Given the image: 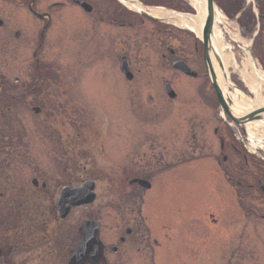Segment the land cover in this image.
<instances>
[{"label":"flooded vegetation","instance_id":"flooded-vegetation-1","mask_svg":"<svg viewBox=\"0 0 264 264\" xmlns=\"http://www.w3.org/2000/svg\"><path fill=\"white\" fill-rule=\"evenodd\" d=\"M1 1L15 7L13 14L14 11L15 14L23 12L32 19L22 24L15 20L18 28L6 25L0 13L1 36L8 43L25 46L23 51L12 50L9 53L11 59L22 63L26 75L24 82L12 84L0 77V264H69L78 247L79 228L85 221L95 224L99 243L95 251H91L93 244L86 246L90 252L82 264H159V256L161 260L167 258V264L171 261L183 264L178 253H174L173 243L160 242L159 235H163V230L158 233V217L150 214L147 206L141 204L140 196L122 197L117 214L110 213L109 206H97L95 191L90 204L71 208L64 218L57 206L62 189L59 187L76 188L85 181H92L96 188L99 180L116 184L125 180L127 168L142 172L132 180L148 182L157 170H161L155 154L157 132H149L148 135L136 129L131 135L126 134L131 133L129 131L124 132L127 119L138 122L155 119L152 109L146 114L141 109L133 110L134 106L144 105L142 99L130 96L128 103L132 111L124 107L127 85L131 86V90L134 86L143 90L145 84L144 89L150 93L142 102L150 107L156 103L154 98L150 100L151 91H156V87H151L147 81L152 79L151 70L142 72L137 61L140 56L131 59L126 53L124 33L126 29H137L139 23H149L147 35L156 38L154 44L161 49L155 52L154 57L149 56L148 59L154 60L152 65L160 64L179 82L178 86H174L171 79L163 78L160 83L166 104L172 103L177 109L174 115L171 108L170 117L181 118L180 123L194 128L191 138L193 142L200 138L196 144L204 150L205 136L198 135L195 128L198 127L201 132L204 114L206 111L210 114L215 123L214 136H219V149L224 148L217 164L220 167L224 164L229 182H234L231 185L233 198L236 202L242 200L249 204L251 209L247 213L251 217L255 211H261L264 204V161L260 156L247 153L244 143L238 139L242 133L236 124H231L229 117H225L226 121L220 119L219 103L207 78L206 48L196 35L167 22H151L128 13L114 0L111 5L105 4L101 13L96 12L98 9L94 10L86 0ZM212 1L227 19L249 29L258 27L259 32L262 30V41L254 43L251 49L264 72V0ZM81 2L88 3L91 9L81 7ZM144 2L152 4L150 0ZM191 7L194 8L185 2V12L180 11L188 15L187 20H193ZM77 11L90 16L89 23L71 19ZM235 11L239 12L234 16ZM57 16L62 17L59 24ZM78 29H83L86 34L82 32L81 37H77ZM97 29L101 40L112 37V41H117L118 49L116 51L115 47L112 57L103 51L100 54L97 47L99 44L100 48V43L94 41L93 35ZM66 40H69L68 43ZM89 42L91 47L96 45L97 57L93 60L95 53L92 48L89 72H85L84 59L89 57L86 56ZM74 58L82 59V63L79 65L80 61H74ZM176 63L186 66L194 75L182 74L174 68ZM109 73H117L119 78V82L112 86V96L114 101L118 96L123 98L124 104L118 107V124H122L124 131L118 130L108 140L107 137L90 139L87 126L78 120L76 105L78 101H86L88 96L91 99V83L96 81L98 87L99 80L105 79ZM82 80L88 81L87 87H84L86 93H83L84 89H78L85 85ZM185 80L194 83L185 85ZM167 85L173 91L170 94L172 97L166 91ZM184 108L185 116L181 117L179 112ZM110 139L117 148L107 146ZM251 142L257 144L255 140ZM163 164L168 165L169 162ZM80 167L83 171L89 170L91 178L79 175ZM79 209H84L86 216L81 221L72 220L71 216ZM110 214H115L112 222L119 227L112 238L105 232ZM258 217L264 220V212L261 211ZM164 232L167 233V230Z\"/></svg>","mask_w":264,"mask_h":264},{"label":"rangeland","instance_id":"rangeland-1","mask_svg":"<svg viewBox=\"0 0 264 264\" xmlns=\"http://www.w3.org/2000/svg\"><path fill=\"white\" fill-rule=\"evenodd\" d=\"M1 2L0 0L1 19L6 25L19 28V26L14 23L15 20L17 23L22 24L32 19V17L27 16L23 12H17L15 14L14 11V16L12 10L15 9V7ZM86 2H88L94 10L98 9L96 12L101 13L103 11L101 9H103L104 5H111L112 1L86 0ZM57 17H59V24L62 17ZM90 18V16L81 11H77V13L71 16V19H80L81 23L83 20L89 23L88 20H91ZM216 26L223 39L221 42L226 47H231L230 51L235 56L236 65L242 67L244 61L251 58L239 45L230 42L233 38L231 34H238L245 44L250 43L253 36H256L254 43L257 44L262 41V30H260V32L254 30L251 33H247L239 28L233 20H228V23H221V21H219ZM100 27L101 26H99V28ZM148 27L149 23L147 22L139 23L137 29H126L127 31L124 34L127 56L131 59L140 56V59L137 61L140 62L138 66L141 68V71L151 70L152 79L150 78L147 81L151 84V87H154L152 85L156 87V91H151L150 94L152 95L150 100L154 98L156 103L150 107L142 102L150 93V91L147 92L144 89L146 85L143 83V90L135 86L134 90H131V86L127 85L126 100H124L125 104L122 100L123 98H119V96L114 101L112 86L119 82V78L117 73H109L105 79L102 78L99 80L100 83L98 87L96 81H93V84L91 83L92 98L90 99L88 96L86 101H78L75 110L78 120L81 124L87 126L90 139L92 137L93 139L97 137L99 140V138L104 137V139H106L107 137L108 140L109 137L114 136L118 130L120 132L123 130L122 124H118V116H120L118 107L121 108L120 105L124 104V107H127V110L130 112V110L132 111L131 105L128 103L130 96H133L135 99H142L141 103L144 105L140 107L134 106L133 110L138 111L141 109L144 111L143 114H146V112L152 109L153 112L151 114L155 115V119L149 118L147 120L149 122H138L127 119L125 122L127 126H125V131H123L131 132H126V134L130 135L136 132V130L147 135L149 132H157L158 144L155 147V154H157L158 166L161 167V170L158 167L159 170H157L156 173L155 170L153 171L155 175L147 182L151 186L148 191L137 186H129L128 183L132 180L131 178L137 177L142 173L131 168L125 170V180L119 183L111 184L109 183L110 181L99 180L95 188V193L98 198L97 206L104 204L110 207V213L116 212L117 214V207L120 204L118 202L122 200V197H127L129 195L134 197L140 196L141 204L147 206L146 208L150 214L152 213V215L158 217V233L163 230V235H159L160 242L173 243L174 253H178L181 261L183 260V264H264V220L258 217L261 211L264 212V204L260 208L261 211H255V213H252L253 217H251L250 213H247V211L251 209L249 204L241 202L242 200L236 202L233 198L231 185H234V182H229L228 176L226 175L227 172L224 171V164L221 167L217 164V161L221 160L220 154L224 151V148L223 150L219 149V136H214L215 123L207 111L203 117L204 123L206 124L201 123V132L198 131V127L195 128L198 135L201 134L205 136L206 141L203 144L205 146L204 150L196 144L200 138L197 137L196 142H193L191 138L194 128H189L186 124L180 123L182 120L181 118L178 120L177 118L172 119L170 117L171 108L174 110V115H176L177 109L176 106L173 107L174 104L172 103L166 104V100L164 99L165 95L162 93L163 91L162 87H160V83L164 79H171V83L174 84V86H178L176 84L179 82L160 64L154 67L152 65L154 64L153 58L148 59L149 56L154 57L155 52L161 50L158 45L154 44V39L156 38L153 39V37L147 35L149 32H147L146 28ZM82 28L84 27L82 26ZM82 32L86 34V31H83V29L81 31L78 29L77 37H81V34H83ZM254 33H256V35H253ZM97 34H99L98 29L93 35L94 41L98 40L100 43V48L99 44L97 46L100 54L105 52L112 57L115 47L116 51L118 49L117 41H112V37L102 38L104 40H101ZM1 35L2 32L0 31V77H4L10 84L24 82L26 75L22 70V63L18 62L19 60L17 59H11L9 52L12 50L23 51V49L25 50V46L21 47L18 44L8 43ZM157 35L158 37L161 36L159 34ZM84 40L87 41L88 38H84ZM66 41L68 43L69 40ZM157 42H159L158 39ZM72 44H74V42ZM91 45V42H89L86 56L90 55L93 48V52L95 53V55L93 53V60H95V57H97L95 50L97 48L96 45H94V47H91ZM241 46L248 48L249 45L243 46V44H241ZM82 49L85 50V47ZM73 51L74 49L72 48V52ZM224 51L228 52L226 49ZM91 58L89 56L84 59L85 72H89V62ZM75 60L80 61L79 65L82 63V59L74 58V61ZM109 61L112 62V58H109ZM108 68L109 66L107 70ZM103 69L105 68L103 67ZM87 80H82L85 85L82 87L79 86V90L87 87ZM231 80L234 84L239 85L245 90L237 74L232 75ZM68 82L72 81L69 80ZM184 83L187 85L194 82L185 80ZM83 93H86L85 89ZM139 96H141V98ZM208 96L209 95H207V97ZM208 101H210V99H208ZM183 106L185 107V103ZM214 109H216V106H214ZM182 115L185 116V108L179 112V116L182 117ZM259 134L260 132H258V135ZM111 140L112 139L109 140L107 146L110 149L117 148V145L114 144L113 141L111 142ZM147 154H149V151H147ZM147 157L149 156L147 155ZM163 162H169V164H163ZM82 167L78 170L79 175L83 177L89 176L91 178V172L89 170H81ZM112 173L113 172H111V175ZM60 188L62 187L58 189ZM254 205L260 206L261 203H254ZM114 215L110 214L109 225L107 226L108 229L105 230L106 235L111 238L113 237L112 234L118 233L119 229V227L112 222V216ZM255 215H257V217ZM84 216H86V211H84V209H79L76 210L71 217L72 220L78 219L81 221ZM164 230H167V233L164 232ZM122 232L125 233V230ZM166 234L167 236H165ZM158 263L167 264L168 259L164 258L161 260L159 256ZM171 264L177 263L171 261Z\"/></svg>","mask_w":264,"mask_h":264},{"label":"water","instance_id":"water-1","mask_svg":"<svg viewBox=\"0 0 264 264\" xmlns=\"http://www.w3.org/2000/svg\"><path fill=\"white\" fill-rule=\"evenodd\" d=\"M117 1H119V3L121 4H124L122 0H117ZM214 11L215 10H214L213 1L205 0V20L201 25L202 28L201 33H202V42L206 48L205 59H206L208 76L218 99L221 118L224 120V115L228 116L231 119V121L237 124L239 128L242 130L245 136L244 139L248 140L247 129L251 128V126L255 124L258 125L259 123L264 124V107L245 113L241 109H237L234 106L233 102L231 101L229 94L237 89L231 86L230 83L228 82L229 81L228 76L225 73L222 66V62L216 50L213 48L211 42V38L213 36ZM137 13L140 16L145 17L147 19H150L152 21H157L156 19L148 16L144 12H137ZM211 55L214 57L215 61L219 65V68L221 69L220 76L215 74V71L211 65V57H210ZM249 55L251 56L253 62H255V57L251 51H249ZM175 67L181 70L185 75H188L190 73V71L186 67H182L180 64L179 65L177 64ZM245 97L246 99H248L247 96ZM228 103H230L231 106H229ZM137 183L146 189L150 188V186L144 182L138 181ZM92 190H93V185H88V186L86 185L84 188L74 192L63 191L65 200L60 203V205L63 207L62 217H65L68 214L70 207L91 203L94 199ZM68 198H71V200L66 201ZM65 205H68V207H66ZM80 235L81 236L79 240V247L77 248L75 255L72 257L70 264H82L83 261L87 259V255L90 251L89 249L86 248V246H90L91 244H93L94 249L93 250L91 249V251H95L98 248L97 246L98 232L93 223L85 222L80 229Z\"/></svg>","mask_w":264,"mask_h":264},{"label":"bare ground","instance_id":"bare-ground-1","mask_svg":"<svg viewBox=\"0 0 264 264\" xmlns=\"http://www.w3.org/2000/svg\"><path fill=\"white\" fill-rule=\"evenodd\" d=\"M123 3L127 8L132 11L136 12H145L149 16L156 18V19H170L171 24L178 26L179 28L189 29L196 33L197 36H200V28L203 23V18L195 20H185L184 18L169 14L166 11H161L157 9H150L145 10L143 9L135 0H122ZM197 1V0H196ZM199 14L203 17L204 16V7H202L201 11L198 9ZM203 14V15H202ZM234 40L237 42L247 45L240 39L238 34L236 35L231 34ZM222 36H220V32L215 28L214 36L212 38V43L216 50L220 53L222 58L223 66L225 70H229L231 68L232 74H237L244 84L246 90L249 94H252L253 98L251 101L245 98V94L241 93L240 91L236 90L230 94V99L233 102L234 106L237 109H241L243 112H251L257 110L258 108L264 107V77L262 73L251 63L250 59L248 58L244 61L243 66L239 67L236 65L233 55L230 52H225L230 48L229 46H225L221 42ZM229 47V48H228ZM215 72L218 76H220V72L217 70L216 66H214ZM228 74V73H227ZM225 90V88H224ZM239 97V98H238ZM260 128L262 129L259 136L264 139V124L259 123Z\"/></svg>","mask_w":264,"mask_h":264},{"label":"trees","instance_id":"trees-1","mask_svg":"<svg viewBox=\"0 0 264 264\" xmlns=\"http://www.w3.org/2000/svg\"><path fill=\"white\" fill-rule=\"evenodd\" d=\"M155 1V2H154ZM164 2H160V0H150L152 2L151 5L153 6H163L168 9H172L175 11H184L185 12V6L183 3H181L179 0H162ZM158 2V3H156Z\"/></svg>","mask_w":264,"mask_h":264}]
</instances>
